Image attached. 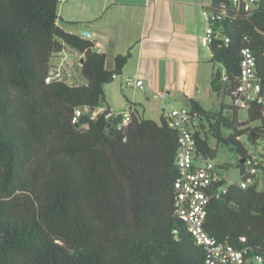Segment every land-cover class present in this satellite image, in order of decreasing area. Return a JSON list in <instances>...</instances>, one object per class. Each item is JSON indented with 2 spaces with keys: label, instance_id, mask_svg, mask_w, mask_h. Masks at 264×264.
I'll use <instances>...</instances> for the list:
<instances>
[{
  "label": "trees",
  "instance_id": "16d2710c",
  "mask_svg": "<svg viewBox=\"0 0 264 264\" xmlns=\"http://www.w3.org/2000/svg\"><path fill=\"white\" fill-rule=\"evenodd\" d=\"M59 7L0 0V264H207L175 210L178 132L136 110L129 122L108 117L110 109L91 118L130 53L108 69L93 41L59 27ZM213 24L208 46L223 67L213 92L232 101L246 46L264 86V0L250 12L230 6ZM66 46L83 55V85L46 82L52 56ZM78 108L88 111L74 122ZM190 110L199 120L196 160L216 159L214 139L236 154L241 178L248 150L240 139L255 147L264 140L262 109L252 105L244 122L233 102L217 113L191 101ZM260 158L261 183L229 184L211 199L204 225L218 242L246 250L249 264H264V149Z\"/></svg>",
  "mask_w": 264,
  "mask_h": 264
},
{
  "label": "crops",
  "instance_id": "0c3cea01",
  "mask_svg": "<svg viewBox=\"0 0 264 264\" xmlns=\"http://www.w3.org/2000/svg\"><path fill=\"white\" fill-rule=\"evenodd\" d=\"M211 3L212 0H66L60 5L59 27L79 36L88 31L91 36L82 37L93 41L98 53L105 54L108 69L114 68L117 56L130 53L122 74L105 86L106 99L99 111L119 113L132 104L140 115L160 123L171 108H190L191 101L217 113L231 106L230 98V104L221 102V96L211 87L214 73L221 70L220 64L212 62L201 15L202 8ZM70 50L79 56L80 75L71 70L74 55L64 52L59 56L65 58L59 61L62 65L66 62L69 78L65 81L83 85V55ZM129 77L142 79L143 88H128ZM160 94H165V99ZM159 99L162 101L158 105Z\"/></svg>",
  "mask_w": 264,
  "mask_h": 264
},
{
  "label": "built area",
  "instance_id": "2783aa9c",
  "mask_svg": "<svg viewBox=\"0 0 264 264\" xmlns=\"http://www.w3.org/2000/svg\"><path fill=\"white\" fill-rule=\"evenodd\" d=\"M62 5L66 0H58ZM218 9L210 10L212 5L204 6L201 10L202 19L206 24L205 41L208 44L212 42L214 35V21L218 15H224L227 8L243 7L245 11L250 12L254 9L257 0H216ZM229 43V38H225ZM240 75L237 87L232 92V102L236 108L248 110L252 105L259 106L262 109L264 119V86L257 78V63L250 47H243L240 52ZM61 69L51 68L46 82L62 80ZM223 81H227L224 75ZM126 86L132 89H142L144 81L137 77L126 79ZM165 99V94H160ZM82 108L75 111L74 122L84 114ZM105 111V110H103ZM92 110L91 118L95 119L100 112ZM134 108L132 104H127L122 112L115 113L110 111L108 117L120 114L129 122L131 120ZM165 120L171 129L178 132L179 147L176 157L178 175L175 180V210L177 216L186 224L196 243L205 248L207 264H249L246 260L247 251L238 249L225 243L218 242L211 237L205 230L204 225L208 215V205L211 199L225 192L232 183H226L221 170L210 160L197 158V142L195 131L199 126V120L196 115L191 113L190 108H171L167 113ZM262 140L258 141V146H252L255 151L248 150L244 161L245 170L241 174L238 185L242 189L261 183V172L258 169L263 153L264 146H261ZM245 241V238L242 239ZM261 262V260H259Z\"/></svg>",
  "mask_w": 264,
  "mask_h": 264
},
{
  "label": "rangeland",
  "instance_id": "374dc122",
  "mask_svg": "<svg viewBox=\"0 0 264 264\" xmlns=\"http://www.w3.org/2000/svg\"><path fill=\"white\" fill-rule=\"evenodd\" d=\"M72 48L66 46L64 49V52H66L68 55L72 54L74 55V52L72 50H70ZM62 53H57L54 54L51 58V68L53 69H61V79L62 80H68L69 75L67 72V67H66V62L62 65L61 61H59V58H65V56H59V54H63ZM71 57V56H70ZM61 58V59H62ZM73 58V57H72ZM74 65L71 67L72 73H74V75H80L79 71H80V62H79V56H77V54L74 55ZM65 67V68H64ZM221 70H222V66H221ZM225 100V102L227 104H230L231 101L228 97L225 98H221V102ZM162 100H156V102L158 103V105L161 103ZM239 118L242 122L246 121L248 118V113L246 110H241L239 112ZM255 126H258L259 123H255ZM253 127V125H249L247 127L244 128L245 131H249V129H251ZM224 133L226 134V130H224ZM240 141L244 144H246V147L248 148V150L250 151H255L256 149L252 147V145L249 143L247 136L245 135L244 137H242L240 139ZM210 144L213 148H217L218 150V154L216 159L212 160V163L216 164V165H220V166H228V169H222L221 173L223 175V177L226 179V181L228 183H238L240 180V174H239V170L234 166V163L236 162L237 156L234 152L230 151L227 147L225 146H218L217 142L214 139H210ZM261 146H264V140H262Z\"/></svg>",
  "mask_w": 264,
  "mask_h": 264
},
{
  "label": "water",
  "instance_id": "95a60500",
  "mask_svg": "<svg viewBox=\"0 0 264 264\" xmlns=\"http://www.w3.org/2000/svg\"><path fill=\"white\" fill-rule=\"evenodd\" d=\"M81 35L82 36H85V37H90L91 34L88 32V31H82L81 32ZM99 53H102V51H100ZM82 63H83V60H82ZM245 160H242L241 163L243 164Z\"/></svg>",
  "mask_w": 264,
  "mask_h": 264
}]
</instances>
